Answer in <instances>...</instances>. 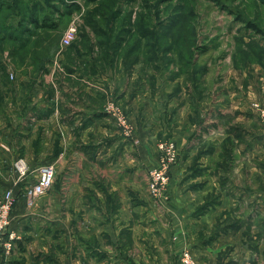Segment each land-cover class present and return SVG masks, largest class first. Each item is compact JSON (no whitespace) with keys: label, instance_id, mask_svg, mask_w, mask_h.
<instances>
[{"label":"crops","instance_id":"1","mask_svg":"<svg viewBox=\"0 0 264 264\" xmlns=\"http://www.w3.org/2000/svg\"><path fill=\"white\" fill-rule=\"evenodd\" d=\"M123 64L117 63V69L93 66V74L70 71L71 77L57 83L56 92L34 75L23 95L4 100L0 196L12 189L17 203L4 239L13 236V249L3 253L2 264H180L185 248L198 261L201 252L203 262L215 264L221 239L208 244L200 233L211 231L220 210L227 205L228 212L235 210L237 197L242 196L246 204L258 201L256 212L239 203L243 208L237 213L243 212L245 218L263 213L264 191L252 193L237 184L221 190L215 184L220 170L193 160L199 148L212 144V149H222L228 139L226 148L237 152L240 167L263 162L264 130L252 128L257 116L249 104L252 95L264 99V84L258 81L264 80V70L253 72L244 65L229 72V122L224 123L225 114L215 107L197 121L196 114L187 112L186 95L176 98L164 91L166 86L162 90L153 67L143 70L132 62L125 74ZM171 96L167 110L164 98ZM108 98L126 109L135 126L132 139L124 137L104 112ZM162 138L181 149L179 162L171 169L170 204H157L148 190ZM22 156L32 168L57 162L56 182L34 209L22 196L32 181L16 183L14 163ZM214 192L217 206L203 207L199 213L203 199ZM242 246L243 255H234L233 262L252 264L248 254L252 246L245 242Z\"/></svg>","mask_w":264,"mask_h":264},{"label":"rangeland","instance_id":"2","mask_svg":"<svg viewBox=\"0 0 264 264\" xmlns=\"http://www.w3.org/2000/svg\"><path fill=\"white\" fill-rule=\"evenodd\" d=\"M32 16L47 18L56 26H31V34L19 37L24 29L21 21ZM73 22L78 25L77 36L63 53L58 54L64 32ZM247 22L264 32V0H0V118L5 109L4 100L9 96L23 95L28 89L27 80L34 75L56 92L57 83L67 82L71 77L70 71L75 69L93 74V66L99 68L100 64L102 67L106 64L107 68L117 69L116 64L123 62L125 74H128L134 62L143 70L153 67L162 90L166 86L164 91L168 90L176 98H184L182 94H185L187 112L196 114L197 121L201 113L208 116L215 107L226 116L221 121L228 123L226 114L230 108L226 95L230 84L229 72L234 71L233 67L240 71L244 65L253 72L264 70V36L249 29ZM9 36L18 38L13 40ZM49 58L52 63L48 62ZM42 66L49 68L48 73H43ZM258 81L264 84V80ZM171 99L172 96L164 98L167 110ZM250 100L249 110L257 116L252 128L264 130V99L252 95ZM113 101L124 115L126 126L135 134V126L126 109L115 99ZM107 103L108 99L103 110ZM211 119L208 121L212 124ZM2 137L3 132L0 131V140ZM170 140H158V163L160 145L167 147ZM229 142L224 140L222 149H212V144L199 148L193 161L201 160L211 170H220L221 175L215 184L221 190L237 184L252 193L264 191V153H260L263 162L244 163L240 167L242 160H238L237 152L226 148ZM175 147L178 163L181 149L176 142ZM20 159L35 169L25 156L15 163ZM51 165L54 168L53 184L35 200L30 206L32 209L42 197L48 196L56 182L57 162H51ZM154 168H160V165ZM170 185L171 172L162 197L155 198L150 191L149 195L157 204H170ZM4 194L0 196V203L5 200ZM203 202L199 213L203 207L217 206L219 199L214 192ZM238 202L249 207L252 214L256 212V199L246 204L245 199L238 196ZM239 203L235 210L229 212L228 205L224 206L211 231L200 233V239L205 237L208 244L221 239L223 247L215 252V264H236L234 255H243L244 242L252 246L248 248L252 264L264 263L260 258V255L264 257V211L262 213L260 208L261 215L245 218L243 212H236L243 208ZM236 241L242 242L241 246L233 247ZM202 256L200 252L198 261L192 250L185 248L181 252L180 264H210L203 262Z\"/></svg>","mask_w":264,"mask_h":264},{"label":"built area","instance_id":"3","mask_svg":"<svg viewBox=\"0 0 264 264\" xmlns=\"http://www.w3.org/2000/svg\"><path fill=\"white\" fill-rule=\"evenodd\" d=\"M77 32L78 25L73 22L64 32L60 49H58V54L63 53L64 49L72 44L77 36ZM104 112L116 121L124 137L131 138L134 136L132 130L126 126L124 115L117 110L113 98H108V103ZM168 143L169 145L167 147L162 144L160 145L161 153L160 162L158 163L160 168H154L149 172L150 194L159 199L164 194L170 182L171 169L177 164L178 159V150L175 147V142L170 140ZM14 170L17 174L16 183H20L23 180L32 181V184H30L22 193L29 207L34 204L39 196L49 190L53 184L54 168L51 164L31 169L20 159L14 164ZM4 197L5 200L0 203V259L2 253L9 254L13 249V236H10V240L8 241H5L4 239L11 224L12 209L17 201L12 189L7 190ZM0 264H2L1 261Z\"/></svg>","mask_w":264,"mask_h":264},{"label":"trees","instance_id":"4","mask_svg":"<svg viewBox=\"0 0 264 264\" xmlns=\"http://www.w3.org/2000/svg\"><path fill=\"white\" fill-rule=\"evenodd\" d=\"M1 7H4L1 5ZM33 17V16H32ZM23 24H24V29L23 31L20 33V36L19 37H22L24 35H29L31 34V26H34L35 28H41V27H55L56 24H52V22L50 20H48L47 18H43V19H40V18H23V20L21 21ZM247 27L253 31H255L258 35H263L264 36V32L262 30H260L255 24H252V23H248L247 22ZM10 39H13V40H17V36H9ZM51 59L49 58V61L50 62ZM43 69L46 71L47 70V66H42Z\"/></svg>","mask_w":264,"mask_h":264}]
</instances>
